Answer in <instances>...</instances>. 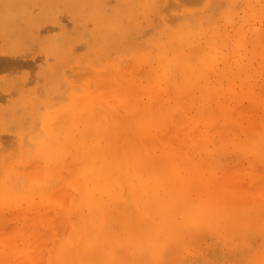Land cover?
Instances as JSON below:
<instances>
[{
	"label": "rangeland",
	"instance_id": "rangeland-1",
	"mask_svg": "<svg viewBox=\"0 0 264 264\" xmlns=\"http://www.w3.org/2000/svg\"><path fill=\"white\" fill-rule=\"evenodd\" d=\"M141 1L143 2L144 5L146 3L148 5L146 7H143L142 6L143 4ZM148 1H150V0H146V1H144V0H135V1H133V0H126V1L125 0H104V1L101 0L100 3L101 4L105 3L106 5L103 4L104 6H102L100 4L99 6L101 7V10H100L101 13H97L93 8V6H95V5L92 4V3H94V0H49V1L48 0H0V121H1V123H0V145H1L0 146V178H1V180H3L5 178V176H8L9 174L14 173L15 177H12L13 178L12 184H16V185L18 184L17 188H15L16 191L14 190V194H15L14 196L18 195L19 193H21V195H22V198L19 200V202L16 205L8 204V205H3L2 207H0V232L2 231L1 235H5V233H6V234H8L6 236H9L8 238L3 237V239H0V241H1L0 242V245H1L0 246V259H1L0 264H11V262H9V261H17L19 259H21V261H22V258H25V256L26 257L28 256L27 257L28 259L27 258L24 259V260L29 261V262L26 261L27 264H36L37 262H39V264H52V263L53 264H55V263L56 264H87L88 263L89 264V262H90V264H96L95 259L93 260L91 258V254H92L91 247L90 246L86 247V245L81 243L82 239H85L86 236H87L86 238H88V237L90 238V236H91V238L93 237V239L96 237V239L99 241H100V238L102 239L100 241L102 246L100 245V242H98V244L96 242L95 246L98 245L97 251L99 252V258L102 256L101 260H103V259L110 260V263H108V264H119V263L124 264V260H126V259L129 260L131 258H132L130 260L131 262L127 261V263L126 262L125 263L126 264H134V262H135V264H152V263L155 264V261L152 262L153 261L152 257L155 256V251L152 247L151 248H145L142 252L143 254L141 253V250L138 251L139 252L138 254L134 253V251L136 249L135 246H137L139 244L137 248L141 249L142 246H145L146 241H149L150 245H152V244L157 245V249H159V250H157V252H158L157 260L159 261V264H264L263 263L264 262V250H263L264 249V241H263L264 240V234H263L264 233V221H263L264 220V197H263L264 196V190H263L264 189V187H263L264 186L263 185L264 184V165H263L264 164V136H262L264 134V129H262V128H264V126H263L264 125V120H263L264 119L263 118L264 117V73H262L264 70H261L259 68L260 65L262 63H264V61H263V59L260 60V58H259V60H258V58H257L255 60H253L254 64L252 65V62H250L251 59H250V57H248V56H250L248 50L252 49V43L255 42V40H258L260 42V43H258V45L264 44V13H262V11L260 9H258V7H255V9L257 11L254 10L255 11L254 14H251V13L249 14V12L247 13L246 8L240 9L241 6L239 7V4L243 0H237L239 3V4H237V6L239 7V9L241 11L236 9V7H237V6H235L236 4L234 5L235 8L233 7L234 10L235 9L237 10L236 12L234 11L235 13H233L234 15L237 13L235 15V17L233 15V17H234L233 21L235 23V21L237 20V24L235 23V25L239 26V24H241L242 28H243L242 31H244L243 36H239L238 40H237L238 35L236 34L235 40L240 42L239 44H243V43L244 44L240 45V49H239L238 53L230 55L229 63H228L231 66L230 70L228 69V71L226 73H223V74L220 73V76H223V81H224L223 84L225 85V88L230 86V88H232V90H234V92H236V94H238L237 96H233V98L235 97L234 101H233V103L235 102L234 105L231 102L232 96H229V95L222 94V96L220 98H217L214 96L211 98V100L208 103L205 101H201V96H200V94L197 93L198 91L193 90L191 87H186V88H188V90H190V93H188V90L186 89L187 90L186 91L185 87L183 86L184 88H182V89H184L185 95H181L180 92L175 93L176 95H172L170 90H165L164 88H160L159 84H157V85L153 84V86H152L153 88L149 89V93H154L156 91L154 89H159L158 93L162 92L160 94H161V96H164L163 98L160 96V94L156 93L157 91L155 92V94H156L155 98H157V100H155L153 97V96H155V94H150L152 96L149 95V97H148L146 91H144L140 88V84L142 83V85H143V83H144L143 82L144 81V78H143L144 77V72H143L144 70L143 69L148 71V69H149L148 67L155 66V68H156V66H157V64L156 65H153V63L149 64V62H151L149 60L153 59V56H155V55H153V56L151 55L152 54L151 51H153V54H154V52L156 51V48H158L159 44L164 42V40L166 39V38L164 39L162 37H166L167 35H169L172 32V31L171 32L170 31L165 32V29L166 28L168 30L172 29L173 32L179 33L180 32L179 27L181 25L187 24L188 22H191L192 20H194V18L196 19L199 16H201L202 13H206V12L208 14H211L210 12L219 13V15H218L219 19L222 18L220 20L223 21V19H225V15L223 14V12L226 10L227 4H225V5L222 4V3H224V0H218V1L217 0H158V2H156V0H154L155 1L154 3H153V0L149 3H148ZM259 1L264 3V0H259ZM119 2H123V3H119ZM201 2H202V4H201ZM152 3L154 5L156 3L157 4L155 6H153ZM160 3H162V5ZM193 4H196V6L194 7L195 9L193 8ZM221 4L224 6L220 7ZM181 5H183L184 7H182ZM201 5H202V7H197V6H201ZM186 7H188V8H186ZM243 7H245V6H243ZM155 8H156V10H155ZM185 8L187 10H185ZM205 8L207 10H204ZM98 9H99V7H98ZM219 9H221V11ZM152 10H154L156 12V14H155V12L153 13ZM193 11L194 12L199 11L200 13L198 12L199 13V15H198V14H196V12L194 13ZM202 11H204V12H202ZM128 12H129V16L134 14L133 16H131L132 18H134V20L132 19V21H137L136 23H138L137 26L139 28L136 27V25L135 26L132 25L133 26L132 27L131 23L129 21H126V18L128 19V17H129L128 14H126ZM130 13H131V15H130ZM178 13H179V15L177 18L176 14H178ZM95 14H97V15H95ZM98 14H100L99 17H98ZM187 14H189L188 17H186ZM194 14H195V16H193ZM120 16H122V17H120ZM179 16H181V17H179ZM182 16L183 17L185 16V18H183V20L181 19ZM96 17H98L100 19H98ZM95 19H96V21H95ZM165 19H167V20H165ZM156 20H157V22H156ZM127 22H129L128 25H126ZM175 22H177V24H179L177 26L178 28L175 26L176 25ZM119 23L121 26H119ZM221 23L222 24L226 23V21H223ZM129 24H130L131 28H133V30L136 28L138 30L136 29V31L135 30L132 31ZM139 24H141V25H139ZM125 25L127 26L126 27L127 29L128 28L131 29L130 31L128 30L129 33L126 30ZM117 26L122 27V28L124 27V29L126 30L125 31L123 29L124 30L123 33L126 32V36H128L127 37L128 39L126 38L127 39L126 41L123 38H121V36H119L122 34L121 33L122 28L120 30V29H118ZM148 26H150V27H148ZM154 26L156 27V29ZM172 26H173V28H172ZM110 27H112V28H110ZM222 27L225 28L224 24ZM109 28L113 29V30L111 31ZM114 28H116V30ZM139 29H140V31H139ZM107 30L109 31L110 34H112V36L109 33L107 34V32H106ZM227 30L229 32H231L232 27L228 26ZM152 32L154 34H152ZM167 32H169V33H167ZM173 32L171 34H173ZM136 33H138V34H136ZM149 33H151V34L149 35ZM128 34L131 37H129ZM104 35H106V39H107V36L108 37L110 36L108 39L109 42L111 43L110 44L111 45L110 51H109L110 48L106 43L108 40L105 39L106 42H104L105 40H102V39H104L103 37H105ZM148 35H149V37H148ZM152 35H154V36H152ZM133 36H135V37L133 38ZM136 37H137V39H136ZM167 37H169V36H167ZM254 37H255V39H254ZM112 38H114V39L116 38V39L114 40ZM118 38H121L122 40L121 39L118 40ZM129 38H131V39H129ZM156 38L158 40H156ZM242 38H243L244 42L240 41V40H242ZM152 39L154 41H152ZM127 41H129V43L131 42L129 45H132V49H130L128 44H125V43H127ZM114 43H116V44H114ZM136 43H137V45H136ZM140 44H142V45H140ZM143 44H145V45H143ZM258 45H257V47H258ZM101 46L103 47L104 50L109 48V49H107L108 51L105 50L103 53L102 52L103 50H102V51H100V52H102V54L100 52H99L100 53L99 54L98 51H96V49L97 50L101 49L102 48ZM133 46L137 49L139 48L138 51L140 53L139 54L140 57H142L145 54L144 56H146L148 58L147 61H149L148 62L149 65H147L145 62L146 65L144 66V63L141 64L139 62L138 64L143 65V66H141L142 68L139 66L137 67L135 65L136 71L132 70L133 68L130 71V72L134 71L135 72V73L133 72L134 75L136 74V76L139 77L140 74L138 75L137 70L139 68H141V71H142L141 76L143 75L142 78L140 79L141 80L140 84H139V82H137L139 79L137 81L134 80V81H136L134 84L138 83V84H136V86L135 85L134 86L137 87V85H138L139 87H137V88L138 89L140 88V90H137V89L135 90V88L133 89V91L135 90V93H133V95L135 94V102H132V103L139 106V104H141L140 103V101H141V102L145 103L144 107H143V103L140 106L141 108L143 107L142 110H145L146 108L147 109L150 108V110L152 111V115H154V117L156 119L157 124L150 129V130H152V129L153 130L149 134V137L150 138L156 137V139H158L160 143L156 146L154 151L148 152L149 153V155H148V153H147L148 149L144 148L143 144H141V142H142L141 137H143V134H137V135L135 134L131 138H128L127 135L124 137L125 133H122V136H123L122 137L120 134L116 133L117 129H115V128H113L114 131H113V133H111V136H112V134H114V137L112 136L113 138H112L111 142L113 144L118 145L122 149L124 148V153H128V152L132 151L135 147L140 148V149H138V151L140 152L141 157L144 154L143 155L144 159L148 161V164L150 162L149 166L146 168L147 172L150 170V172H148L149 174H151L153 172L154 167L158 164V161L155 162V160H156L155 155L156 156H165L167 154L168 150L165 148L166 146L164 147L162 145L163 139L167 141V144H169L170 146L172 145L171 147L175 146V148L174 149L172 148V151L170 152L171 158L173 157L171 161L176 162V165L180 168V170L185 171L186 169H190L191 165H194L195 161L197 164H199V162H201V164L198 165V166L202 167L201 171L199 172V175H202V176H200L199 179L204 181V182L207 181L204 186H207L208 188H210V187L215 188L216 190L214 189L213 191L215 192L216 196H218V192L220 193L221 197L220 196L214 197L215 203L218 204L221 202L222 207L223 206L228 207L229 212H231V214H229V212H228V215L231 217L230 218L231 222L228 220H225V219L221 220V225L224 226L225 224H227L229 226L230 232H232V233H230L231 235L228 236L229 238H224V239H221L219 241L217 239V237L214 236L215 235L213 233L214 231L208 232L206 230V231H203L202 233L201 232L198 233L197 230L186 227V221H185L184 213H183L184 208H185L184 207L185 201L183 199L179 198V199H176V201L174 203L175 211H173L171 214L167 215L166 212L158 209L159 215H158V217L156 216L153 219L154 223L160 224L162 222V218H164V219H165V217L170 218V223L172 224V227H170L168 230L170 231L171 229L176 227L177 231H175V239H176V242L178 244H176L174 247L170 248L167 251L166 250V243H165L164 238L161 235V234H163V233H161V231L156 230L151 235V234H149V232H143V231H137L136 230L137 218H135L136 219L135 220L134 216L136 217L137 208H136V205L134 203L135 199L133 198V196H131L133 198L132 200L129 199L128 198L129 195L127 194L128 191L127 190L125 191V189L129 190V188L127 186L128 184L124 188L123 193H121V191L119 190L118 205L122 206V211H124V214H125L124 219H121V222H119V223H113V222L106 221L104 218H103L104 220L102 221V219L100 218L99 221H100V224L102 226L99 227L100 229L97 231L96 229H98V227H96V226H98L99 222L96 221V222H98V224L97 223H95V225L93 224L94 227H93L92 223H90V221H92L91 220L92 219V210L89 209V207H87V205H84L82 208H76L73 206V198L75 197L74 195L77 193V190H78L75 188V186L78 187V186H82L84 184L82 177L78 175L79 169H77V168L81 167V165H80L82 162L81 156L79 159L77 158L78 159L77 160L75 158L76 155L71 156L70 154H68L64 157H61L63 159L57 158L60 161L57 160L56 163L54 162L55 165L54 164L50 165V166H53V169H54V170L52 169L53 171L57 172V174L58 173L61 174V176H59V174L57 176L64 178V179H67V177L69 179L71 177L70 180H72V181L70 182V180H69L68 185H66V187L63 186V188H60V186H61L60 180L57 181V179H58L57 177L55 179L56 173L54 174L51 172L53 175H50V173L48 174L47 171H48L49 165L46 163V161H44V160L41 161V160L36 159V157H34V154L38 150H40V148L42 147L41 143H43V142L46 143V141H50L48 138V137H50L48 135L50 130L48 129L47 130L48 132H47L44 129L47 126V124L48 123H49V125L53 124L54 126L52 129L55 130L57 128L56 130L59 131V129H58L59 125L62 123L61 120H63L64 123L66 121V120L64 121L63 118L61 119L60 116L64 117V115L69 112L70 109L67 111L65 108L66 104H68V103L73 104L70 101L71 97L69 98V96H68V94L73 96L72 94H70V91L72 92V90H73L72 93L75 92L74 91L75 87L72 86L73 81H71L72 79H70L71 78L70 76H72V78H73V76L75 77L77 75V78H76L77 80L75 78H73V79H75L74 83H77V84H75V86H76L75 89H77V90L80 89L82 91V92L80 90H79L80 92L77 91V95L74 94L75 96H78V93L81 96L86 95V92H88V91L84 90V88L86 89L87 86L90 87L89 92L91 91V93H87V94L91 95L93 93L91 95L92 98H93L94 94H95V97H97L99 95L104 96L106 93L108 94L112 91H114V92L120 91V90L122 91V89L124 88L123 85H125V86L127 85L126 81L129 82L132 75L130 78H127V79H126V77L130 76L129 74L122 76V79H121V77L119 78L117 76L119 78V80L118 79H115V80L117 83L118 82L119 83L118 84L115 83L116 85H114V83H112V80L110 81L108 79L109 82L102 83V84H104V86H103L104 89L101 88L102 86L99 83L103 82L102 79H105L104 82L107 81V79L105 77L106 74L105 75H103V74H104V72L107 71L108 68L113 69V71H112L113 73L115 70V72L118 73V75H119V70L122 69V67L121 68L119 66L116 67V62H117L116 60H118V64L120 63L119 61L122 60L119 65L123 66V70L128 67V66H126L127 64L125 62H127L128 65H129V63L132 64L133 60L130 58L131 57L133 58V55L131 53V51L134 50ZM142 46H145V48L144 47L141 48ZM262 46H264V45H262ZM94 47H96V48H94ZM148 47L150 49H148ZM244 47H245V49H243ZM263 48L258 47V50H256V51L257 52H259L260 50L264 51ZM123 49H125V50H123ZM145 49L147 51H145ZM127 50H129V51L127 52ZM95 51H96V53H95ZM122 51L125 53L126 52L131 53L130 54L131 56H128L127 58L124 57V56L129 55V54H125ZM262 51H260V53H262V54L258 53L259 57H262L264 55V52H262ZM106 52H108L110 55H108V53L105 54ZM257 52H256V54H257ZM64 53H65L64 57H66V54L70 56V57H67L68 59L70 58V60H68L66 58L68 61H70L68 63L69 65L66 64L67 63L66 59H64V60H66V61H64L63 58H61V56L63 57ZM74 53H75V55H73ZM121 53L125 54L124 56H121L122 58L120 57ZM149 53L151 55L150 59H149V57H150ZM226 54H228V53H226ZM59 55H61V56H59ZM247 57H248V59H247ZM71 58L72 59L75 58V60L77 58L78 60L74 61ZM124 58H125V60H123ZM113 59L115 62L113 61ZM128 59H130L131 61ZM86 60H93V61L92 62L89 61V63H88V61H86ZM248 60L250 62L249 64H248ZM60 61L62 62V65H64L63 67H62ZM71 61H74V63L72 64ZM78 61L80 63H82V61H83V63H85L86 65H89V67L91 64V69L89 68L90 70H88L87 69L88 66L85 65L86 68L83 67V71L80 70V71H82V73H80V71L78 69H80L79 67H81V69H82V66L84 64H82V66H81ZM153 61L155 63H157L156 58H154ZM221 61H223V59L219 60V62L216 64V68L214 67L215 69H218L217 70L218 74H215L214 72H212L211 75H209L210 76V83L214 81L215 76L219 75V72H221V70L224 68L225 64ZM76 62H78V65H79L77 67V70L75 67L77 65ZM58 64L60 66H58ZM94 64H95L94 67L99 66V69H97L98 67L95 69L92 68V66ZM133 64H135V63H133ZM114 65H115V67H114ZM71 66L73 68L75 67V69L72 70ZM125 66H126V68H124ZM131 66H129V67H131ZM135 66H133V67L135 68ZM233 66H234L235 70L239 69V68L244 69L245 74H246V80L244 83L241 81L240 78L234 77L233 71H232L233 69L231 70V68ZM58 67H60V68H58ZM105 67H108V68H105ZM143 67H145V68H143ZM146 68H148V69H146ZM60 69L62 71H59ZM85 69H86L87 73H85L86 72ZM96 69H97V71L100 70V71H98V73H100L102 71V73H103V74L101 73L102 78H100L102 81L100 79L97 80L96 79L97 76L95 78L96 81L94 80V77H95L94 74L97 73ZM111 69H110V71H111ZM70 70L72 71V73ZM74 70H76V71H74ZM92 70H95L96 72H93ZM123 70H122V72H123ZM127 70L124 72V74H126V72H129V68ZM149 70H154V69L151 68ZM64 71H66V73L69 71L72 74V75L70 74L69 76L67 75V78L70 77L69 79H67V81L64 80V78H66V77L63 78V75L65 73ZM249 71L251 73L248 75ZM88 72H90L91 74ZM56 73L59 74V76ZM66 73H65V75H66ZM111 73H109L111 75V77H110V75H107L108 76L107 78L110 77L112 79V77L116 74V73H114V75H113V73L112 74ZM139 73H141V72H139ZM146 73L147 72H145V74ZM88 74H89V78H88ZM213 75H214V77H213ZM60 76H62V78ZM152 76H153V74H152ZM154 76H155V74H154ZM56 77L57 78L60 77V78L57 79ZM91 77H93V78H91ZM87 78H88V80H87ZM53 79H55L56 83L54 82ZM56 79L59 80L60 82L57 81ZM69 81H70V83H69ZM77 81H79V82H77ZM90 81H91V84H88V83H90ZM98 81H100V82L97 83ZM249 81H250V84H249ZM57 82H58V84H57ZM64 82H65L66 86H65ZM85 82L87 85L85 84ZM110 82L112 84H110ZM94 83H97V84L94 85ZM131 83H132V81H131ZM83 85H85L84 88H83ZM93 86H95L96 88ZM107 86L108 87L112 86V88L109 89ZM118 86H120L119 87L120 89L118 88ZM121 86H123V87H121ZM69 87L71 90H69ZM233 87H234V89H233ZM132 88L133 87H131V89ZM105 89H107V90H105ZM125 89H126V94L130 95V89L128 91L127 90L128 87H125L123 89L124 93H125ZM52 90H53V92H51ZM100 90H105V92L104 91L102 92ZM152 90H154V92ZM38 91L39 92L41 91L40 92L41 94ZM84 91H86V92H84ZM97 91H99L101 93H99V95H98ZM121 91H120V93H121ZM240 91H243V92H241V94H239ZM169 93H171V94H169ZM62 94L64 96H62ZM116 94H119V93H116ZM126 94H123V96ZM90 95H89V97H90ZM120 95L121 94H119L118 97ZM157 95H159V97ZM107 96H109V95H107ZM145 96H147L148 98L147 97L145 98ZM173 96H175L174 99L178 101L177 103H175ZM73 97L71 98V100H73ZM125 97H127V96H125ZM38 98H39V100H38ZM77 98H76V100H77ZM79 98H80V96H79ZM86 98H87V96L84 99L85 101H86ZM92 98L91 99L87 98V99L89 101H91ZM161 99L163 101H161ZM171 99H173V100L170 101ZM185 99H186V101L183 102ZM41 100L44 101V105H43V102ZM79 100H77L78 101L77 103H79ZM115 100H113L112 102H111V100H109V101L111 103L114 102V104L117 103L116 108L118 109L120 106H119V103L117 101L115 102ZM119 100H121V99H119ZM198 100H200L201 102H199ZM239 100H240V103H238ZM38 101H41V102H38ZM46 101H48V103L49 102L50 103L49 104L45 103ZM89 101H87V102H89ZM229 101H230V105H227L229 103ZM32 102H33V104H34V102L38 103L39 106L37 104L36 105L37 107H36L34 104V106L36 107V108L34 107L35 112H33V110L32 111L30 110V112H27V110H29V108H27V107H30V103H32ZM51 102L54 103L55 105H57L58 108H60V105L63 104L61 106H64L65 111H67V112L62 113L64 111L63 107H62L63 111L61 109H58V111L59 110L60 111L55 116L57 109H54V110H56L55 113L54 112L52 113V111H50V110H53V107H54L51 104ZM159 103H160V105H159ZM46 104H48V105H46ZM186 104H187V107L185 106ZM235 104L237 105V107ZM50 105H52V106H50ZM231 105H233V107H231ZM44 106L48 107L47 109H49L48 111H50L49 112L50 116H46L47 115L46 114L47 109L44 110L45 109ZM188 106H190L189 109H188ZM217 106H218V108H216ZM224 107L227 109L225 110ZM228 107H230V109ZM258 107H259V109H258ZM10 108L14 109L15 112L13 110H11ZM163 108H166V109H163ZM8 109H10V110H8ZM37 109H38L37 112H39V116L41 115V113L43 114V116H46L44 120H43L44 117H42V116L39 117L37 115V113H36ZM153 109H154V111H153ZM162 109L165 111L164 113H162ZM253 110H254V112H258V113L252 112ZM118 111L121 114L122 113L124 114L122 108L121 109L119 108ZM216 111H218V113L219 112L220 113L216 117H214L215 119L213 120V115L217 114ZM31 112H33V117L31 114H28ZM60 112L63 115H60ZM158 112H159V114H158ZM174 112H175V114L178 113V116L176 115L177 118L174 116L175 119L173 118L174 122L172 125V118H170L172 116L170 115V113L172 115H175ZM223 112H225V113L223 114ZM227 112H228V114H227ZM13 113H14V117L16 116L15 119H13L14 118ZM34 113L37 115L35 117L36 119H33L35 116ZM185 113L186 114L188 113V114L186 115ZM240 113H241V115H239V118H237L238 114H240ZM162 114H164L163 115L164 117L168 114V118H166L168 120H166V121L168 123L167 125H169V126H166V129L162 128L160 135H158L159 130L157 131L156 129H159L160 127L165 126V123H164L165 121L163 122V120H162V119H164V117H162V118L160 117V116H162ZM184 114H185V117H184ZM253 114H255V115H253ZM29 115H31V118H32L31 120L30 119L27 120V118H29ZM157 115L159 117H157ZM226 115H228L229 117H225ZM4 116L6 119L4 118ZM57 116H59V117L57 118V121L55 122ZM206 116H207V119H204ZM37 117L40 118V121H38ZM54 117H55V119H53ZM183 118H184V121H183ZM242 118H243V121H242ZM11 119L13 120V122ZM58 119L61 121L60 123H58V121H59ZM211 119L213 120L211 122L212 125H210L211 123L209 124V121ZM32 120H34V121L31 123ZM41 120H43L42 121L43 126L41 125ZM53 120L55 123H52ZM206 120H207V122H206ZM246 120H248V121L250 120V121L248 122ZM36 121L40 122L41 126L35 125V123H37ZM45 121H47V123H45ZM245 121L248 123H246ZM180 122H182V123H180ZM242 122H243L244 126L242 125ZM257 122L260 124H256ZM10 123H11V126H10ZM22 123L24 126L22 125ZM26 123H27V125H26ZM162 123H164V124H162ZM207 123L209 124V126L207 125ZM3 124L6 127L3 126ZM30 124H31V126H30ZM32 124H34V126ZM44 124H46V126ZM222 124H223V127H220V126H222ZM225 124H226V126H225ZM246 124H247V126H246ZM236 125H237V127H236ZM260 125H262V126H260ZM156 126L157 127L160 126V127L157 128ZM16 127H18V128H16ZM19 127H21V128H19ZM29 127H30V129H29ZM35 127L38 128L37 131H36ZM40 127H42L41 128L42 131L39 130ZM244 127H247V128H244ZM32 128H33V130H32ZM220 128H221V130H220ZM258 128H260V129H258ZM23 129H25V130H23ZM239 129H240L241 133L240 132L238 133ZM176 130H179V131L175 132ZM253 130H254V133H253ZM23 131H25V132H23ZM212 131H215L216 134L214 132L212 133ZM184 132L186 134H184ZM66 133L67 132L65 131L61 135V137H64L66 135ZM197 133H199V134H197ZM260 133H262V134H260ZM37 134L40 135V136L38 135V137H37V139L39 138L38 139L39 142L37 141V144H39L38 147L32 146V144L29 145V143H27V141L29 140L31 143H33L34 142L33 140L36 139L35 137L37 136ZM180 134L183 136L182 138H181ZM183 134L185 135V137ZM255 134L256 135L258 134V136H260L261 138L259 137L257 139L258 136H256ZM23 135L25 136V138ZM26 135H28V139L26 141V143L28 144V148L27 149L25 148V150L28 151L29 155L31 154V156H29V158H31V160L29 159V162H27V164H29V165H27V166L25 165V162H22V159H23L22 155L24 153L22 154V152H21V147L23 146V140L22 139H26L27 138ZM46 135H48V137ZM194 135H195V137L196 136L198 137L197 138L198 140L196 138H194ZM92 136H95L96 138L98 137L94 134ZM111 136H110V138H111ZM166 136H168L169 138ZM44 137H47V139L45 140ZM120 137H122V138H120ZM172 137H174V138H172ZM199 137H201V139ZM241 137H243V139ZM33 138H35V139H33ZM41 138H43V139H41ZM100 138H101V136H100ZM102 138L104 139V137H102ZM137 138H140V139H137ZM170 138H171V140H168ZM98 139L99 138H97L95 140V138L93 137V140H94L93 143L94 144L92 145V147L99 150L101 147L105 146V141L103 139H101V142H100V139L99 140ZM120 139H123V140L120 141ZM133 139H136L137 142L132 143ZM179 139H182V140L180 141ZM193 139H195V140H193ZM255 139H257V141ZM41 140H43V141L41 142ZM148 140H149V138L144 140L143 142L148 143ZM188 140H189V142H188ZM239 140L242 141V143ZM244 140L246 143H244ZM133 141H135V140H133ZM169 141H171V142H169ZM175 141H176V143H175ZM35 142H36V140H35ZM189 143H190V145H189ZM98 144H99V146H98ZM177 144H178V146H177ZM123 145H124V147H123ZM129 145H131V146L129 147ZM234 145H235V147H234ZM97 146H98V148H97ZM32 147H35V148H33L34 150L32 149ZM187 147H188V149L190 148L189 149L190 152L188 151ZM191 147H193V148L191 149ZM220 147H224V150L221 154L219 153L221 150ZM184 149H185V151H188V152H185ZM142 151H143V154L141 153ZM156 151L158 153H155ZM2 152H3V154H2ZM163 152H165V153L163 154ZM150 153L151 154L153 153V155H154L153 157H155L154 162L152 160L153 157L151 156ZM184 154L186 156H184ZM191 155H193V156H191ZM197 156H199V157H197ZM257 156H259V157L257 158ZM181 157L183 158V161H181L182 160ZM196 157H197V159H196ZM73 158L77 160V163L74 164L73 161H70V160H74ZM178 158L181 160H179ZM214 158H218V160H217L218 165L211 166L209 163ZM76 160L74 162H76ZM44 164H46V165H44ZM72 164H74L73 167H72ZM225 164H228V166L225 167ZM61 165L63 166V168L60 167ZM260 166H261V168H259ZM22 167H24V168H22ZM27 167L28 168L34 167V168H32V170H34V173L36 172L35 174H36V178H37L36 180L37 181L35 180L31 184H27V182H26L27 177H25V176H26V173L28 171H25V169H27ZM57 167H59V168L57 169ZM69 168H70V170H68ZM238 168H239V170L241 169L240 172H239ZM56 169H57V171H56ZM115 169L116 168H114V170ZM36 170H38V171H36ZM58 170H60V171H58ZM165 170L166 171L170 170L169 174L171 176L169 174H167V172H166L165 176H164V182L168 184L167 186L170 189V191L175 192V195H176V192L178 191L179 186L177 185V187H176V185H175V188H176V190H175L174 184H172L173 183L172 177H174L175 171H174V169H172V167L167 168V166H165ZM66 171H68V173ZM117 171L118 170L116 169V172ZM171 172H172V174H171ZM232 172H234V174ZM116 174H117V176H116ZM116 174H114V172L112 171L110 173V176H112L114 178H117V177L120 178L121 173L117 172ZM72 175L75 176L76 178L73 179ZM229 175H231V176H229ZM233 175H235L236 178L239 177V180H241V182L239 180L236 181V178H235V176L233 178ZM261 175H262V177H261ZM41 176L42 177L45 176L44 178H42V180L45 181V179H46L45 185L47 183V186L44 189L45 191L39 187V189L41 191H44L43 193H41L39 191V189L36 187L38 185L41 186V184H43V182L41 180L39 181V178ZM219 177L222 179H220ZM259 177H261V178H259ZM19 178H21V179L19 180ZM81 179H82V181H81ZM48 180L50 183L48 182ZM53 180L54 181L56 180V182H54ZM216 181H219L222 184L221 183L217 184ZM249 181H251V182L249 183ZM75 182H76V184L78 182V184L76 185ZM236 182H237V186H236ZM243 182L244 183L247 182L246 185H249V184L250 185L247 187L244 186V188H243L242 187V185H244ZM218 185H221L220 186L221 189L219 188ZM259 185H261L259 188L260 192L257 191L259 193V195H258V193L256 195L255 194L256 190H257L256 188H258ZM217 186L220 189L219 191H217V189H218ZM2 187H3V185L0 187V189ZM32 187L36 189V190L35 189H33V190H34V192L37 193V195L34 194L33 191L31 190ZM237 187H239V188L236 189ZM245 189L251 193L248 195L249 192H246ZM254 189H256V190H254ZM235 190H236V192H235ZM19 191H22L24 194L22 192H19ZM152 191L155 192L154 195L160 194L158 199L162 198L163 192H162L161 188H157L155 190L150 189L148 192L145 193V195L143 197H140L137 199L139 201V203H141L143 205L142 199H144L145 196L147 197L148 195H150L152 193ZM216 191H217V194H216ZM252 191H254V192H252ZM261 191H263V192L261 193ZM62 192H65V193H62ZM69 192H71V193H69ZM129 192H130V194H132L131 188H130ZM224 192H227L229 196L227 197V195H224ZM238 193H240V194H238ZM44 194H47V195H44ZM234 194H236V195H234ZM69 196H71V197H69ZM59 197H61V198L59 199ZM226 197H227V200L225 199ZM62 198H64V199H62ZM128 199H129V201H133V204H132L133 207L131 205L132 208H130L131 202L129 203ZM180 203L183 204V206L179 207L178 204H180ZM249 203H251V205ZM0 204H1V202H0ZM3 204H5V203H3ZM248 204H249V207H248ZM257 204H259V205H257ZM134 205H135V208H134ZM236 206H237V208H236ZM239 206H241V207H239ZM119 208H120V206H119ZM3 209H5V210H3ZM230 209H231V211H230ZM120 210H121V208H120ZM236 210H238V212H237L238 215L240 214L241 211H243L242 212L243 215H244V212H246V213L249 212V214H250L253 211V213L250 215L247 213L248 214L247 218L245 216L244 217L245 220L240 219L239 220L240 222H239L237 220H232V218L234 217L233 212H235ZM133 212L135 213L134 216H132ZM13 213H14V215H13ZM16 214H18L19 216ZM15 215L18 216V218ZM79 216H81V218ZM87 216H88V218H87ZM241 216H242V214H241ZM249 216L250 217L252 216V217L249 218ZM44 217H45V221L43 220ZM61 218H62V220H61ZM69 218L72 220L78 219V221H79L78 223H80V222L83 223V227H82L83 231L85 230L86 226H88V225L90 226V227L88 226L89 228H91V226L93 228H91V229L86 228V230H90V231H88L87 234L84 231L83 237H79V239H78V236H77V239H75L76 235L74 234L72 226L69 223ZM241 218H243V216ZM47 220H48V222L46 223ZM43 221H44V224H43ZM54 221L56 222V224L54 223ZM261 222H262V224H261ZM255 223H256V225H255ZM259 224H261V225H259ZM118 225L120 226V229H121L122 225L123 226L128 225V227H127L128 231L126 230L127 228L124 229L125 228V226H124V228L122 227L124 230H121L122 231L121 232L119 227L116 229V227ZM164 225L165 224H163V226ZM176 225H179V226H176ZM67 226L68 227L71 226V227H69V230L71 229L70 231L67 230V228H68ZM167 226H168V224H167ZM250 226H251V231H253L254 233L250 234L248 236V238L245 239V236L248 234ZM129 227L134 228V230L129 228ZM101 228H102V230H101ZM107 229H109V231H107ZM95 230L97 231V233L95 232ZM55 231L57 232V234ZM106 231L112 232L111 240H114L113 241L114 242V249L113 250H110L108 248L111 243H109L105 240ZM126 231L127 232L132 231V232L126 234ZM101 232H103V233H101ZM120 233H121V235H120ZM72 234L74 237H72ZM90 234H92V235H90ZM1 235H0V237H2ZM178 236H179V238H178ZM130 237L131 238L133 237V239L130 240L129 239ZM185 237H186V239H185ZM257 237H259V238H257ZM73 238H74V240H73ZM151 238H152V240H151ZM153 239H155V240H153ZM3 240L6 243H7L6 240H8L10 242V244H8L9 242L7 244L10 247L8 245H6ZM159 241H160V243H159ZM1 243H4L6 246L4 244H1ZM251 243H253V244L251 245ZM71 244H73V247ZM70 245L72 248L70 247ZM83 245H84V247H83ZM7 246H8V248H7ZM30 247H33L36 249L34 250ZM81 247L83 248V250H84V248H86L84 250V253H82V254H84V256L87 258V262H86V259H84V257H82L83 255L80 254L82 252ZM88 248H89V250H88ZM30 249L32 251H30ZM124 249H125V251H124ZM138 249H136V250H138ZM260 249H261V251H260ZM9 250H11L12 252H15L16 256L15 255L10 256L11 259L8 261L7 257L5 259H3V258L9 252ZM11 251L7 255L13 254ZM250 251H252V252H250ZM33 252L34 253L35 252L40 253L39 254L40 257H37V262H35L36 259H34V261L32 260L33 259L32 256H34V255H31V254ZM130 252H131V254L134 253L133 257L129 256ZM127 254H128V256H127ZM135 254L140 255L138 257L140 259L141 258L142 259L141 260L135 259L137 257V255H135ZM250 254H252V255L250 256ZM248 255L250 257H248ZM36 256H37V254H35V257ZM41 256H43V257H41ZM250 258H253V259L250 260ZM40 259H41V261H39ZM84 260H85V262H84ZM24 262H21V263L25 264ZM18 263H19V261H18ZM97 264H99V262Z\"/></svg>",
	"mask_w": 264,
	"mask_h": 264
},
{
	"label": "bare ground",
	"instance_id": "bare-ground-1",
	"mask_svg": "<svg viewBox=\"0 0 264 264\" xmlns=\"http://www.w3.org/2000/svg\"><path fill=\"white\" fill-rule=\"evenodd\" d=\"M49 1V0H48ZM104 1V0H103ZM126 1V0H125ZM133 1H135V0H133ZM144 1H146V0H144ZM152 0H150V1H148V3L149 2H151ZM218 1V0H217ZM47 2V1H46ZM101 0H94V3H92V4H94L95 6H93V8H94V10L97 12V13H101V7L99 6L101 3ZM142 2V1H141ZM155 1L153 0V3H154ZM156 2H158V0H156ZM174 2V1H173ZM204 2V1H203ZM244 2V3H243ZM103 3V2H102ZM119 3H123V2H119ZM131 3V2H130ZM152 3V4H153ZM104 5H106L105 3H103ZM103 4H101L102 6H104ZM142 4H143V2H142ZM157 4V3H156ZM155 4V5H156ZM161 5H162V3H160ZM167 4V3H166ZM201 4H202V2H201ZM220 4V3H219ZM222 4H227V7H226V10L223 12V14L225 15V19H223V21H226V23H223L224 24V26H225V28H223L222 26H223V24L221 23V22H223V21H221L220 19H222V18H220L219 19V13H212V12H210L211 14H208L207 12L206 13H202L201 14V16H199L198 18H194V20H192L191 22H186L187 24H183V25H181L179 28V30H180V32L178 33V32H173V30L171 29H165V32L166 31H172L173 32V34H169V35H167V36H169V37H167L166 35V37H162V38H166L165 40H164V42H162V43H160L159 44V46H158V48H156V51L154 52V54H153V51H151L152 52V56L153 55H155V56H153V59H150L151 58V55H150V53H149V61H151V62H149V61H147L148 60V58L146 57V56H142V57H140L139 56V51H138V49L137 48H135L134 46V50H132L131 51V53H132V55H133V58L131 57L130 59H132L133 61H132V64L133 63H135V64H131V63H129V65H128V63L127 62H125L127 65L126 66H128L127 68H126V66L124 67V68H126V69H124L123 70V66H121V65H119L120 63H121V61H119L120 63L118 64V60H116L117 62H116V67H122V69H120L119 70V75H118V73H116L115 72V70H114V73H116L115 75H114V73L112 72L113 71V69H111V68H108V67H105V68H108L107 69V73L106 72H104V74L102 73V71L100 72V73H98V71H100V70H98L97 71V69H99V66H96V67H94L95 66V64L92 66V68H97L96 69V71H97V75L96 74H94L95 75V77H94V80H95V78H96V76H97V80L98 79H100V78H102V74L103 75H105V77H106V79H107V81H105L104 82V80L105 79H102L103 80V82H100V81H98L97 83H99L101 86V88H103L104 89V84H102V83H106V82H109V80L111 81L112 80V83H114V85H116V84H118L117 82H116V80L115 79H118L119 80V78L121 77V79H122V76H125V75H130L129 77H126V79L127 78H130L131 77V75H132V77H131V79L129 80V82L128 81H126V86L125 85H123L124 86V88L125 87H128V91H129V89H130V95L129 94H126V89H125V93H124V91H123V89H122V91H121V93H120V91H112V92H110V93H106L104 96L102 95V96H100L99 95V93H101V92H99V91H97L98 93V95L99 96H97V97H95V94H94V96H93V98L91 97V95L93 94H87V93H91V91L89 92V90H90V87H86V89L84 88L85 87V85H83V88H84V90H86V91H88V92H86V91H84V92H86V95H84L85 97L87 96V98L89 99H91L92 98V100L91 101H89L87 98H86V101L84 100L85 99V97L84 96H81V95H79V93H78V96H75V95H77V91L78 92H80L79 90H77V89H75L76 88V86H75V84H77V83H74L75 81V79L77 78V75L74 77L73 76V78H75V79H73L72 78V76H70L69 78L70 79H72L71 81H73V83H72V86L73 87H75L74 88V93H72L73 92V90H72V92L70 91V94H72L73 96H71V95H69L67 92V94H68V96H69V98L71 97H73V100H71V98H70V101L73 103V104H66V106H65V108H66V110L68 111L69 109V112L68 113H66L65 115H64V117L63 116H60V115H63L62 113H65V112H67V111H65V108H64V106H61V105H63V104H61L60 105V108H58V106L57 105H55L54 103H52L51 102V104L54 106L53 107V110H50V111H52V113L54 112L55 113V111L56 110H54V109H57V111H56V113H55V116H56V114L60 111H58V109H61L62 110V107H63V112L61 113L60 112V117H61V119L63 118L64 119V121H65V123L63 122V120H61L60 118V120L62 121V123L59 125V131L58 130H54V129H52L53 128V124L51 125H49V123L47 124V126H46V124H44L46 127L44 128L46 131L49 129L50 131H49V133H48V135L50 136V137H48V135H46L48 138H49V140L50 141H46V143L45 142H43V143H41L42 144V147L40 148V150H38L35 154H34V157H36V159H38V160H44V161H46V163L49 165V168H48V174L50 173V175H53L52 173H56V176H55V179H56V177L58 178L57 179V181L58 180H60V182H61V186H60V188H63V186H65L66 187V185H68V183H69V180L71 179V177L68 179V177H67V179H64V178H61V177H59V176H61V174L60 173H58L59 174V176H57L58 174H57V172H55V171H53L54 169H53V166H50V165H52V164H54V162L56 163L57 162V160L58 161H60L59 159H57V158H60V159H63V158H61V157H64V156H66V155H68V154H70L71 156L73 155H76V159L78 158H80V156H81V160H82V162H81V167L80 168H77V169H79V171H78V175L79 176H81L82 177V179H83V181H84V184L82 185V186H78V187H76L75 186V188L76 189H78L77 190V193L74 195L75 197L73 198V206L74 207H76V208H82L84 205H87V207H89V209H91L92 210V221H90V223H92V225L94 224L95 225V223H97L98 224V222H99V224H98V226H96V227H98V229H96L97 231L100 229L99 227H101L102 225L100 224V218L102 219V221L105 219L106 221H108V222H113V223H119V222H121V219H124V217H125V214H124V211H122V206L121 205H118V200H119V190L121 191V193H123V191H124V188L126 187V185L128 186V188H129V190L128 189H125V191L127 190L128 191V195L130 196H128V198L129 199H135V205H136V208H137V213H136V217L134 216V212L132 213V216H134V219L135 218H137V225H136V230L137 231H143V232H149V234H153L156 230H159V231H161V233H163V234H161L162 235V237L164 238V240H165V243H166V250L168 251L170 248H172V247H174L176 244H178L177 242H176V239H175V231H177L176 230V227H174L173 229H171L170 231L168 230L170 227H172V224L170 223V218H166L165 217V219L164 218H162V222L159 224V223H154V218L157 216L158 217V215H159V210H162V211H164V212H166V214L167 215H169V214H171L173 211H175V208H174V203H175V201H176V199H183L184 201H185V205H184V211H183V213H184V218H185V221H186V227H189V228H191V229H195V230H197L198 231V233H202L203 231H214L213 233L215 234L214 236H216L217 237V239L220 241L221 239H224V238H229L228 236H230L231 234L230 233H232V232H230V229H229V226L227 225V224H225L224 226L223 225H221V220H228V221H230L231 222V220H230V216L228 215V212H229V209H228V207H226V206H223L222 207V203L220 202V203H218V204H216L215 203V192L213 191L215 188H212V187H210V188H208L207 186H204L205 184H206V182L207 181H202V180H200L199 179V177L200 176H202V175H199V172L201 171V169H202V167L201 166H198L199 164H201V162H199V164H197L196 163V161H195V163H194V165H191V168L190 169H186L185 171L183 170H180V168L176 165V162H172L171 160H172V158H171V156H170V152L172 151V148L174 149L175 148V146L174 147H171L169 144H167V141L166 140H164L163 139V143H162V145L168 150L167 151V154L165 155V156H156L155 155V157H156V160H155V162L156 161H158V164L154 167V169H153V172L151 173V174H149L148 172H150V170L147 172L146 171V168L149 166V164H150V162H149V164H148V161L147 160H145L144 159V157H143V151L141 152L143 155H142V157H141V155H140V152L138 151V149H140V148H138V147H135L132 151H130V152H128V153H124V148L122 149L121 147H119L118 145H116V144H113L111 141H112V138L114 137V134H112V136H111V133H113V131H114V129L113 128H115V129H117V134H120L121 136H122V133H125L124 134V137L127 135L128 136V138H131L133 135H137V134H143V137H141L142 138V142L144 141V140H146V139H148L149 138V140H148V143L147 142H141V144H143V147L144 148H146V149H148V151H147V153L148 152H152V151H154V149L156 148V146L160 143L159 142V140L158 139H156V137H154V138H150L149 137V134L151 133V131L153 130H150L153 126H155L156 124H157V122H156V119H155V117H154V115H152V111L150 110V108H146L145 110H142L143 109V107H144V105H145V103H143V102H141L140 101V103L141 104H139V106L138 105H135V104H133L132 102H135V94L133 95V93H135V90L137 89V90H140V88L142 89V90H144V91H146V93H147V95H148V97H149V95L150 94H155V92L157 93V94H160V93H162V92H160V93H158V91H159V89H154V90H156L155 92H154V90H152L154 93H149V89L150 88H153L152 86H153V84L154 85H157V84H159L160 85V88H164L165 90H170L171 91V93H172V95H176L175 93H179L180 92V94L181 95H185V92H184V89H182V88H184L185 87V90L187 89L188 90V88H186V87H191L193 90H196V91H198L197 93L198 94H200V96H201V101H205V102H208L209 103V101L211 100V98L212 97H217V98H220L221 96H222V94H225V95H229V96H232V103H233V101H234V98H233V96H237L238 94H236V92H234V90H232V88H230V86H228V87H226L225 88V85L223 84L224 83V81H223V76H220V73L221 74H223V73H226L227 71H228V69L230 70V65L228 64L229 63V58H230V55L231 54H236V53H238V51H239V49H240V45H243V44H239L240 42H238L237 40H238V38H239V36H243V32L244 31H242V25L241 24H239V26L238 25H235V23L237 24V20L235 21V23H234V17H235V15L237 14H233V13H235L237 10L236 9H238L239 11H241L240 9H244V8H246L247 9V13L249 12V14L251 13V14H254V10H256L255 9V7H258V9H260L261 11H262V13H264V3H262L261 1H259V0H243L240 4L238 3V1L237 0H224V3H222ZM220 5V7H223L224 5ZM236 4V5H235ZM237 4H239V7L241 6V8L239 9V7L237 6ZM242 4V5H241ZM259 6H258V5ZM17 5V4H16ZM125 5V4H124ZM148 4L146 3L145 5L143 4L142 6L143 7H146ZM154 4H153V6H155ZM159 5V4H158ZM215 5V4H214ZM237 6L236 7V9L234 10V8H235V6ZM135 6V5H134ZM141 6V7H142ZM166 6V5H165ZM180 6V5H179ZM182 7H184L183 5H181ZM196 6V4H193V8ZM243 6H245V7H243ZM98 7H99V9H98ZM175 7V6H174ZM197 7H202V5L201 6H197ZM219 7V8H220ZM234 7V8H233ZM186 8H188V7H186ZM185 8V10H187ZM216 8V7H215ZM97 9V10H96ZM107 9V8H106ZM111 9V8H110ZM147 9V8H146ZM164 9V8H163ZM162 9V10H163ZM195 9V8H194ZM22 10V9H21ZM143 10V9H142ZM145 10V9H144ZM155 10H156V8H155ZM204 10H207L206 8L204 9ZM220 11H221V9H219ZM84 11V10H83ZM100 11V12H99ZM103 11V10H102ZM106 11V10H105ZM146 11V10H145ZM153 11V13L155 12L154 10H152ZM151 11V12H152ZM176 11V10H175ZM235 11V12H234ZM244 11V10H243ZM257 11V10H256ZM130 12V11H129ZM129 12L128 13H126V14H128V16H129ZM180 12V11H179ZM194 12V11H193ZM196 12V14H198L199 15V11H195ZM194 12V13H195ZM199 12V13H198ZM202 12H204V11H202ZM34 13V12H33ZM132 13V12H131ZM131 13H130V15H131ZM155 14H156V12H155ZM260 14V13H259ZM30 15V14H29ZM35 15V14H34ZM50 15V14H49ZM95 15H97V14H95ZM99 15L100 14H98V17H99ZM134 15V14H133ZM133 15H131V16H133ZM143 15V14H142ZM172 15V14H171ZM177 15V18H178V15H179V13L178 14H176ZM233 15H234V17H233ZM261 15V14H260ZM127 16V17H128ZM131 16H129L128 17V19L126 18V21H129L130 23H131V26L133 25V26H135L136 25V27H138L137 26V24L138 23H136L137 21H132V19L134 20V18H132ZM136 16V15H135ZM134 16V17H135ZM149 16V15H148ZM174 16V15H173ZM189 16V14H187V16L186 17H188ZM191 16V15H190ZM193 16H195V14L193 15ZM257 16V15H256ZM98 17H96V18H98ZM114 17V16H113ZM120 17H122V16H120ZM126 17V16H125ZM166 17V16H165ZM175 17V16H174ZM179 17H181V16H179ZM197 17V16H196ZM155 18V17H154ZM159 18V17H158ZM157 18V19H158ZM183 18H185V16L183 17L182 16V20H183ZM257 18V17H256ZM98 19H100V18H98ZM97 19V20H98ZM161 19V18H160ZM188 19V18H187ZM192 19V18H191ZM236 19V18H235ZM165 20H167V19H165ZM175 20V19H174ZM189 20V19H188ZM248 20V19H247ZM256 20V19H255ZM19 21V20H18ZM46 21V20H45ZM95 21H96V19H95ZM178 21V20H177ZM181 21V20H180ZM221 21V22H220ZM252 21V20H251ZM81 22V21H80ZM112 22V21H111ZM129 22H127V24L126 25H128V23ZM156 22H157V20H156ZM154 23V22H153ZM184 23V22H183ZM59 24V23H58ZM102 24V23H101ZM175 26L177 27L179 24H177V22H175ZM125 25V28L127 27ZM139 25H141V24H139ZM222 25V26H221ZM59 26V25H58ZM107 26V25H106ZM119 26H121L120 25V23H119ZM129 26H130V24H129ZM131 26H130V28H131ZM132 26V27H133ZM156 26V25H155ZM154 26V27H155ZM174 26V27H175ZM228 26L230 27H232V30H231V32H229L227 29H228ZM118 27V26H117ZM116 27V28H117ZM148 27H150V26H148ZM110 28H112V27H110ZM109 28V29H110ZM116 28H114L115 30H116ZM121 28L122 27H118V29H120L121 30ZM126 28V30H127V32H128V30L130 31L131 29H132V31H136V29H134L133 30V28ZM135 28V27H134ZM139 28V27H138ZM152 28V27H151ZM161 28V27H160ZM172 28H173V26H172ZM178 28V27H177ZM124 29V27L122 28V34L121 35H119V36H121V38H123L125 41L128 39L127 37L128 36H126V32H124L123 33V31L125 30H123ZM149 29V28H148ZM155 29H156V27H155ZM154 29V30H155ZM111 31L113 30V29H110ZM125 30V31H126ZM138 30V29H137ZM246 30V29H245ZM105 31V30H104ZM119 31V30H118ZM117 31V32H118ZM139 31H140V29H139ZM147 31V30H146ZM158 31V30H157ZM250 31V30H249ZM70 32V31H69ZM74 32V31H73ZM107 32V34L109 33V31L107 30L106 31ZM143 32V31H142ZM129 33V32H128ZM131 33V32H130ZM167 33H169V32H167ZM166 33V34H167ZM253 33V32H252ZM71 34V33H70ZM110 34V33H109ZM134 34V33H133ZM136 34H138V33H136ZM135 34V35H136ZM151 33H149V35H150ZM152 34H154L153 32H152ZM238 35L237 36V40H235V35ZM111 36H112V34H110ZM129 35V34H128ZM149 35H148V37H149ZM261 35V34H260ZM105 37H103L104 39H102V40H105L106 39V35H104ZM152 36H154V35H152ZM246 36V35H245ZM110 37V36H109ZM109 37L107 36V39L106 40H108L109 39ZM114 37V36H113ZM129 37H131L130 35H129ZM135 36H133V38H134ZM260 37V36H259ZM59 38V37H58ZM57 38V39H58ZM121 38H118V40H120ZM127 38V39H126ZM132 38V39H133ZM244 38V37H243ZM243 38H242V40H240V41H243L244 42V40H243ZM112 39H114V38H112ZM116 39V38H115ZM114 39V40H115ZM129 39H131V38H129ZM136 39H137V37H136ZM145 39V38H144ZM155 39V38H154ZM241 39V38H240ZM254 39H255V37H254ZM263 39V38H262ZM106 40L104 41V42H106ZM122 40V39H121ZM156 40H158L157 38H156ZM141 41V40H140ZM139 41V42H140ZM152 41H154L153 39H152ZM117 42V41H116ZM156 42V41H155ZM154 42V43H155ZM107 43V45L109 46V48L111 47V43L109 42V40L106 42ZM131 43V42H130ZM129 43V41H127V43H125V44H128V46L130 47V49H132V45H129L130 44ZM258 43H260L258 40H255V42H253L252 43V49L251 50H248V52H249V55L250 56H248V57H250V62H252V65L254 64V61L253 60H255V59H257L258 58V60H259V58H260V60L261 59H263V61H264V55L262 56V57H259V55H258V53H260V51H262V50H260L259 52H257L256 50H258V47H264V46H262V45H264V44H262V45H258ZM114 44H116V43H114ZM135 44V43H134ZM136 45H137V43H136ZM140 45H142V44H140ZM143 45H145V44H143ZM151 45V44H150ZM149 45V46H150ZM257 45H258V47H257ZM127 46V47H128ZM247 46V45H246ZM31 47V46H30ZM102 47V46H101ZM145 48V46H142L141 48ZM249 47V46H248ZM257 47V48H256ZM94 48H96V47H94ZM109 48H107V49H109ZM61 49V48H60ZM68 49V48H67ZM107 49H105V50H107ZM129 49V50H130ZM147 49V48H146ZM145 49V51H147L148 49H150L149 47H148V49L146 50ZM152 49V48H151ZM243 49H245V47L243 48ZM264 49V48H263ZM95 50V49H94ZM103 50V51H102ZM104 49H103V47L101 48V49H99V50H97L96 49V51H98V53L100 52V51H102L103 53H104V51H105ZM111 50V48L109 49V51ZM123 50H125V49H123ZM129 50H127V52L129 51ZM96 51H95V53H96ZM108 51V50H107ZM243 51V50H242ZM102 52H100L101 54H102ZM123 52V51H122ZM125 53V52H123V53H125V54H129V55H126V56H124L125 54H123V53H121L120 54V57L121 56H124V57H128V56H131L130 54L131 53ZM256 52H257V54H256ZM262 52H264V51H262ZM99 53V54H100ZM108 52H106L105 54H107ZM112 53V52H111ZM226 53H228V54H226ZM104 54V55H105ZM260 54H262V53H260ZM63 55V54H62ZM72 55V54H71ZM73 55H75V53L73 54ZM108 55H110L109 53H108ZM15 56V55H14ZM59 56H61V55H59ZM65 56V53H64V55H63V57L61 56V58H63V60L64 59H66L67 57H70L69 55H67L66 54V57H64ZM106 56V55H105ZM112 56V55H111ZM261 56V55H260ZM13 57V56H12ZM79 57V56H78ZM248 57H247V59H248ZM60 58V57H59ZM80 58V57H79ZM108 58V57H107ZM110 58V57H109ZM122 58V57H121ZM154 58H156V60H157V63H155L153 60H154ZM68 59V58H67ZM66 59V60H67ZM72 59V58H71ZM130 59H128V60H130ZM220 59H223V61H221V62H223L224 64H225V66H224V68L221 70V72H219V75H216L215 76V78H214V81L213 82H211L210 83V76L209 75H211V73L212 72H214L215 74H218V72H217V70L218 69H215L216 68V64L219 62V60ZM59 60V59H58ZM66 60H64V61H66ZM68 60H70V58L68 59ZM67 60V63L66 64H68L70 61H68ZM72 60H74V61H76V60H78L77 58H76V60H75V58L74 59H72ZM108 60V59H107ZM123 60H125V58L123 59ZM127 60V59H126ZM244 60V59H243ZM242 60V61H243ZM62 61V60H61ZM60 61V62H61ZM74 61H71V63L73 64L74 63ZM80 61V60H79ZM78 61V62H79ZM86 61H88V63H89V61H93V60H86ZM113 61H114V59H113ZM131 61V60H130ZM129 61V62H130ZM143 61V62H142ZM246 61V60H245ZM257 61V60H256ZM78 62H76L77 63V65L75 66L76 67V70H77V67L79 66L78 65ZM115 62V61H114ZM141 63V64H143L144 63V66L147 64V65H149L150 63H153V65H156L157 64V66H156V68H155V66H151V67H148L149 69H154V70H149L148 68H146V69H148V71L147 70H145V69H143L144 71V83H143V85H142V83L140 82L141 80V78H142V76H141V74H142V71H141V66H143V65H141V64H138V63ZM145 62H146V64H145ZM148 62H149V64H148ZM249 62V60H248V64L250 63ZM80 63V62H79ZM87 63V64H88ZM124 63V62H123ZM245 63V62H244ZM65 64V65H66ZM82 64H84L83 66H82ZM132 66H131V65ZM261 64V63H260ZM61 65H62V62H61ZM69 65V64H68ZM80 65L82 66V69H81V67H79L80 69H78L79 71L80 70H82L83 71V67H85V63H83V61H82V63H80ZM99 65V64H98ZM123 65V64H122ZM138 67H141V68H139L137 71V73H138V75H139V77H137L136 76V74L134 75V71H136V66ZM152 65V64H151ZM220 65V64H219ZM245 65V64H244ZM58 66H60L59 64H58ZM64 65H62V67H63ZM86 66H88V70H90L91 69V64H90V67H89V65H86ZM101 66V65H100ZM112 66V65H111ZM129 66H131V67H129ZM133 66H135V68L133 67ZM72 67V66H71ZM75 67L73 68H71L72 70L73 69H75ZM102 67V66H101ZM104 67V66H103ZM114 67H115V65H114ZM147 67V66H146ZM215 67V68H214ZM58 68H60V67H58ZM57 68V69H58ZM86 68V67H85ZM90 68V69H89ZM129 68V72L131 71V69L132 70H134V71H132V72H126V74H124V72L127 70ZM143 68H145V67H143ZM261 70H264V63H262L261 65H260V67H259ZM56 69V68H55ZM110 69H111V71H110ZM115 69V68H114ZM233 69V70H232ZM257 69V68H256ZM76 70H74V71H76ZM122 70H123V72H122ZM140 70V71H139ZM231 70L233 71V75H234V77H236V78H240L241 79V81L244 83L245 82V80H246V74H245V71H244V69L243 68H239V69H236L235 70V68H234V66L231 68ZM59 71H62L61 69L59 70ZM67 71V70H66ZM66 71H64L65 73H66ZM71 71V70H70ZM82 71H80V73H82ZM85 71H86V69H85ZM84 71V72H85ZM93 72H96L95 70H92ZM110 71V72H109ZM128 71V70H127ZM152 71V72H151ZM244 71V72H243ZM57 72V71H56ZM69 72V71H68ZM67 72V73H68ZM113 73V77H112V79L110 78L111 77V75L109 74V73ZM118 72V71H117ZM134 72V73H133ZM139 72H141V73H139ZM145 72H147L146 74H145ZM149 72V73H148ZM154 72V73H153ZM65 73H64V75H63V78L64 77H66V78H64V80H66L67 81V79H69V78H67V75L69 76L71 73H72V71H71V73L69 72L68 74L66 73V75H65ZM85 73H87V71L85 72ZM88 73H90V72H88ZM102 73V74H101ZM111 73V74H112ZM133 73V74H132ZM251 72L249 71L248 72V75L250 74ZM258 73V72H257ZM262 73H264V71L262 72ZM57 74V73H56ZM77 74V73H76ZM84 74V73H83ZM91 74V73H90ZM152 74H153V76H152ZM154 74H155V76H154ZM53 75V74H52ZM58 76H59V74H57ZM72 75V74H71ZM81 75V74H80ZM85 75V74H84ZM87 75V74H86ZM101 75V76H100ZM107 75H110V77L109 78H107L108 76ZM100 76V77H99ZM119 78H118V77ZM136 76V77H135ZM61 78H62V76H60ZM60 77H58V78H60ZM104 77V76H103ZM104 77V78H105ZM115 77V78H114ZM117 77V78H116ZM213 77H214V75H213ZM57 78V77H56ZM57 78V79H58ZM88 78H89V74H88ZM88 78H87V80H88ZM91 78H93V77H91ZM90 78V79H91ZM124 78V77H123ZM134 78V79H133ZM137 78V79H136ZM56 79V80H57ZM84 79V78H83ZM86 79V78H85ZM109 79V80H108ZM139 79V80H138ZM54 80V82H55V79H53ZM77 80V79H76ZM86 80V81H87ZM101 80V79H100ZM101 80V81H102ZM117 80V81H118ZM134 80H138L137 82H139V84H140V88L138 89L137 87H139L138 85H137V87H135L136 86V84H138V83H136V84H134L136 81H134ZM57 81H59V80H57ZM65 81V82H66ZM96 81V80H95ZM131 81H132V83H131ZM212 81V80H211ZM60 82V81H59ZM65 82H64V84H65ZM77 82H79V81H77ZM93 82V81H92ZM128 82V83H127ZM56 83V82H55ZM54 83V84H55ZM67 83V82H66ZM69 83H70V81H69ZM97 83H94V85L95 84H97ZM111 82H110V84H112ZM116 83V84H115ZM123 83V82H122ZM125 83V82H124ZM25 84V83H24ZM57 84H58V82H57ZM62 84V83H61ZM63 84V85H64ZM80 84V83H79ZM85 84H86V82H85ZM88 84H91V81H90V83H88ZM109 84V85H110ZM249 84H250V81H249ZM62 85V86H63ZM81 85V84H80ZM87 85V84H86ZM135 85V86H134ZM241 85V84H240ZM41 86V85H40ZM65 86H66V84H65ZM97 86V85H96ZM99 86V85H98ZM123 86H121V87H123ZM184 86V87H183ZM250 86V85H249ZM248 86V87H249ZM46 87V86H45ZM60 87V86H59ZM93 87H95V86H93ZM108 87V86H107ZM106 87V88H107ZM117 87V86H116ZM120 86H118V88H119ZM131 87H133L132 89H131ZM19 88V87H18ZM78 88V87H77ZM96 88V87H95ZM109 89L110 88H112V86L111 87H108ZM135 88V90L133 91V89ZM243 88V87H242ZM20 89V88H19ZM52 89V88H51ZM60 89V88H59ZM68 89V88H67ZM115 89V88H114ZM117 89V88H116ZM120 89V88H119ZM233 89H234V87H233ZM236 89V88H235ZM246 89V88H245ZM11 90V89H10ZM16 90V89H15ZM69 90H71L70 89V87H69ZM99 90V89H98ZM105 90H107V89H105ZM105 90H100V91H104L105 92ZM186 90V91H187ZM242 90V89H241ZM61 91V90H60ZM127 91V92H128ZM11 92V91H10ZM39 92V91H38ZM41 92V91H40ZM39 92V93H40ZM51 92H53V90L51 91ZM82 92V91H81ZM239 92V91H238ZM241 92H243V91H240V93L239 94H241ZM30 93V92H29ZM116 93H119V94H121L119 97H118V95L119 94H116ZM132 93V94H131ZM171 93H169V94H171ZM188 93H190V90H188ZM41 94V93H40ZM44 94V93H43ZM64 94V93H63ZM62 94V96H64ZM75 94V95H74ZM96 94V95H97ZM123 94H126V95H124L123 96ZM51 95V94H50ZM60 95V94H59ZM89 95H90V97H89ZM107 95H109V96H107ZM141 95V94H140ZM139 95V96H140ZM224 95V96H225ZM33 96V95H32ZM57 96V95H56ZM79 96H80V98H79ZM107 96V97H106ZM117 96V97H116ZM123 96V97H122ZM125 96H127V97H125ZM150 96H152V95H150ZM158 97H159V95H157ZM160 96H161V94H160ZM20 97V96H19ZM25 97V96H24ZM60 97V96H59ZM77 98V100H79V103H77L78 101L76 100V98ZM84 97V98H83ZM101 97V98H100ZM104 97V98H103ZM122 97V98H121ZM147 96H145V98H146ZM147 97V98H148ZM154 97V99L155 100H157V98H155L156 97V94H155V96H153ZM162 98L164 97V96H161ZM170 97V96H169ZM33 98V97H32ZM61 98V97H60ZM83 98V99H82ZM106 98V99H105ZM109 98V99H108ZM151 98V97H150ZM175 98V96H173V99ZM194 98V97H193ZM192 98V99H193ZM239 98V97H238ZM7 99V98H6ZM54 99V98H53ZM56 99V98H55ZM58 99V98H57ZM64 99V98H63ZM95 99V100H94ZM116 99V100H115ZM119 99H121V100H119ZM123 99V100H122ZM173 99H171L170 101H172ZM240 99V98H239ZM27 100V99H26ZM38 100H39V98H38ZM82 100V101H81ZM84 100V101H83ZM109 100H111V102L113 101V100H115V102L117 101L118 103H119V108L121 109L122 108V110H123V112H124V114L122 113H120L119 111H118V109L116 108V105H117V103H115L114 104V102L113 103H111ZM175 100V99H174ZM42 101V100H41ZM41 101H38V102H41ZM81 101V102H80ZM87 101H89V102H87ZM161 101H163L162 99H161ZM160 101V102H161ZM186 101V99L183 101V102H185ZM199 102H201L200 100H198ZM236 101V100H235ZM43 102V105H44V101H42ZM66 102V101H65ZM149 102V101H148ZM178 101L177 100H175V103H177ZM45 103H48V101H46ZM50 103V102H49ZM48 103V104H49ZM142 103H143V107L141 108L140 106L142 105ZM162 103V102H161ZM235 103V102H234ZM234 103H233V105H234ZM238 103H240V100H239V102ZM34 104H35V106L38 104V103H36V102H34ZM34 104H33V102L32 103H30V107H27V108H29V110H27V112H30V110L32 111L33 110V112H35L34 111ZM41 104V103H40ZM48 104H46V105H48ZM183 104V103H182ZM181 104V105H182ZM207 104V103H206ZM237 104V103H236ZM235 104V105H236ZM42 105V104H41ZM52 105H50V106H52ZM70 107H69V106ZM147 105V104H146ZM159 105H160V103H159ZM166 105V104H165ZM227 105H230V101H229V103L227 104ZM233 105H231V107H233ZM38 106H39V104H38ZM68 106V107H67ZM183 106V105H182ZM186 107H187V104L185 105ZM10 107V106H9ZM8 107V108H9ZM33 107V108H32ZM37 107V106H36ZM35 107V108H36ZM45 107V109L44 110H46L48 107L47 106H44ZM56 107V108H55ZM159 107V106H158ZM189 107L190 106H188V109H189ZM227 107V106H226ZM235 107V106H234ZM236 107H237V105H236ZM15 108V107H14ZM17 108V107H16ZM21 108V107H20ZM32 108V109H31ZM141 108V109H140ZM185 108V107H184ZM198 108V107H197ZM216 108H218V106L216 107ZM229 109H230V107H228ZM11 109V108H10ZM10 109H8V110H10ZM52 109V108H51ZM155 109V108H154ZM154 109H153V111H154ZM163 109H166V108H163ZM162 109V113H164L165 111ZM224 109L226 110L227 108H225L224 107ZM257 109V108H256ZM258 109H259V107H258ZM261 109V108H260ZM263 109V108H262ZM11 110H13L14 112H15V110L14 109H11ZM40 110V109H39ZM49 109H47V115L46 116H50V111H48ZM200 110V109H199ZM211 110V109H210ZM12 111V112H13ZM38 111V109L36 110V113H37V115L39 116V112H37ZM41 111V110H40ZM142 111V112H141ZM228 111V110H227ZM242 111V110H241ZM240 111V112H241ZM258 111V110H257ZM26 112V113H27ZM33 112H31V113H28V114H31L32 115V117H33ZM42 112V111H41ZM40 112V113H41ZM45 112V111H44ZM43 112V113H44ZM180 112V111H179ZM247 112V111H246ZM252 112H254V110L252 111ZM262 112V111H261ZM7 113V112H6ZM49 113V114H48ZM184 113V112H183ZM209 113V112H208ZM216 115L214 114L213 115V120L215 119L214 117H216L219 113H218V111H216ZM225 112H223V114H224ZM254 113H258V112H254ZM35 114V113H34ZM158 114H159V112H158ZM174 114H175V112H174ZM186 114V113H185ZM185 114H184V117H185ZM188 114V113H187ZM186 114V115H187ZM227 114H228V112H227ZM250 114V113H249ZM261 114V113H260ZM31 115H29V118H27V120L28 119H32L31 118ZM36 114H35V116H34V118L33 119H36L35 117L37 116ZM164 114H162V116H160L161 118L162 117H164L163 116ZM170 115L172 116V117H170V118H172V125H173V122H174V116L176 117V115L178 116V113L177 114H175V115H172L171 113H170ZM207 115V114H206ZM239 115H241V113L240 114H238V117L237 118H239ZM253 115H255V114H253ZM259 115V114H258ZM44 117L43 118V120L45 119V117L46 116H43V114L41 113V115L39 116V117ZM59 116H57L56 117V120H55V122L57 121V118L59 117ZM199 116V115H198ZM3 117V116H2ZM13 117H14V113H13ZM12 117V118H13ZM16 117V116H15ZM15 117L13 118V119H15ZM39 117H37V119H38V121H40V118ZM52 117V116H51ZM157 117H159L158 115H157ZM225 117H229L228 115H226ZM4 118H5V116H4ZM49 118V117H48ZM66 118V119H65ZM166 118H168V114L164 117V119H162L163 120V122L165 123V126H163V127H160V126H158V127H160L159 129H156L157 131L159 130V133H158V135H160V133H161V131H162V128H165L166 129V126H169V125H167L168 123H167V121L166 120H168V119H166ZM174 118V119H173ZM177 118V117H176ZM199 118V117H198ZM197 118V119H198ZM264 118V117H263ZM6 119V118H5ZM42 119V118H41ZM53 119H55V117L53 118ZM58 119V120H59ZM200 119V118H199ZM204 119H207V116L204 118ZM250 119V118H249ZM12 120V119H11ZM26 120V119H25ZM24 120V121H25ZM43 120H41V125L43 124L42 123V121ZM58 121V123H60L61 121ZM158 120V119H157ZM186 120V119H185ZM201 120V119H200ZM199 120V121H200ZM212 119L209 121V124L213 121ZM264 120V119H263ZM34 120H32L31 121V123L33 122ZM182 121V120H181ZM183 121H184V118H183ZM242 121H243V118H242ZM246 121H248V120H246ZM245 121V122H246ZM250 121V120H249ZM248 121V122H249ZM12 122H13V120H12ZM11 122V123H12ZM37 122V121H36ZM54 122V120H53V122L52 123H55ZM205 122V121H204ZM206 122H207V120H206ZM237 122V121H236ZM244 122V123H245ZM248 122H246V123H248ZM0 123H1V121H0ZM11 123H10V126H11ZM24 123V122H23ZM23 123H22V125H23ZM29 123V122H28ZM39 123V124H38ZM45 123H47V121H45ZM164 123H162V124H164ZM180 123H182V122H180ZM187 123V122H186ZM109 124V125H108ZM171 124V123H170ZM209 124L207 123V125L209 126ZM250 124V123H249ZM248 124V125H249ZM256 124H260V123H256ZM255 124V125H256ZM21 125V124H20ZM26 125H27V123H26ZM33 126H34V124H32ZM35 125H40V122H37V123H35ZM40 125V126H41ZM105 125V126H104ZM181 125V124H180ZM187 125V124H186ZM194 125V124H193ZM192 125V126H193ZM210 125H212V123L210 124ZM242 125H243V122H242ZM3 126H5L4 124H3ZM24 126V125H23ZM30 126H31V124H30ZM43 126V125H42ZM225 126H226V124H225ZM244 126V125H243ZM246 126H247V124H246ZM251 126V125H250ZM260 126H262V125H260ZM259 126V127H260ZM264 126V125H263ZM6 127V126H5ZM157 127V126H156ZM157 127V128H158ZM204 127V126H203ZM220 127H223V124H222V126H220ZM236 127H237V125H236ZM254 127V126H253ZM252 127V128H253ZM258 127V126H257ZM16 128H18V127H16ZM19 128H21V127H19ZM28 128V127H27ZM42 127H40V129L39 130H41L42 131V129H41ZM169 128V127H168ZM234 128V127H233ZM244 128H247V127H244ZM251 128V129H252ZM261 128V127H260ZM260 128H258V129H260ZM29 129H30V127H29ZM35 129H36V131H37V129L38 128H36L35 127ZM34 129V130H35ZM205 129V128H204ZM262 129H264V128H262ZM7 130V129H6ZM10 130V129H9ZM14 130V129H13ZM23 130H25V129H23ZM32 130H33V128H32ZM61 130V131H60ZM215 130V129H214ZM220 130H221V128H220ZM255 130V129H254ZM254 130H253V133H254ZM12 131V130H11ZM10 131V132H11ZM45 131V132H46ZM67 132L66 133V135L64 136V137H61V135L64 133V132ZM177 131H179V130H176L175 132H177ZM182 131V130H181ZM201 131V130H200ZM251 131V130H250ZM23 132H25V131H23ZM32 132V131H31ZM30 132V133H31ZM35 132V131H34ZM40 132V131H39ZM48 132V131H47ZM57 132V133H56ZM171 132V131H170ZM197 132V131H196ZM215 133V131H212V133ZM220 132V131H219ZM241 133V131H240V129H239V131H238V133ZM44 133V132H43ZM157 133V132H156ZM174 133V132H173ZM200 133V132H199ZM199 133H197V134H199ZM228 133V132H227ZM40 134V133H39ZM39 134H37V136L35 137V138H33V139H35L36 140V142H35V140H33L32 142L34 143H31L29 140L27 141V139H28V135H26L27 136V138L26 139H22L23 140V146L21 147V152H22V162H25V165L27 166V165H29V164H27V162H29V159L31 160V158H29V156H31V154L29 155L28 154V151L27 150H25V148L27 149L28 148V144L27 143H29V145L30 144H32V146H35V147H38V145L39 144H37V141H38V139H37V137H38V135ZM96 135V136H98L97 138H99L100 139V142H101V139H103L102 137H104V141H105V146H103V147H101L99 150L98 149H95V148H93L92 147V145L94 144L93 142H94V140H93V137L95 138V140L97 139L95 136H92V135ZM172 134V133H171ZM182 134V133H181ZM180 134V135H181ZM184 134H186L185 132H184ZM183 134V135H184ZM216 134V133H215ZM260 134H262V133H260ZM32 135V134H31ZM196 135V134H195ZM195 135H194V138H198L197 136L195 137ZM212 135V134H211ZM239 135V134H238ZM249 135V134H248ZM254 135V134H253ZM252 135V136H253ZM256 135V134H255ZM24 136V135H23ZM40 136V135H39ZM100 136H101V138H100ZM109 136V137H108ZM110 136H111V138H110ZM171 136V135H170ZM215 136V135H214ZM228 136V135H227ZM234 136V135H233ZM242 136V135H241ZM256 136H258V134L256 135ZM262 136H264V134L262 135ZM47 137H44L45 138V140L47 139ZM123 137V136H122ZM122 137H120V138H122ZM166 137H168V136H166ZM183 136L181 135V138H182ZM184 137H185V135H184ZM210 137V136H209ZM260 136H258L257 137V139L259 138ZM24 138H25V136H24ZM160 138V137H159ZM169 138V137H168ZM172 138H174V137H172ZM200 139H201V137H199ZM242 139H243V137H241ZM261 138V137H260ZM41 139H43V138H41ZM98 139V140H99ZM137 139H140V138H137ZM166 139V138H165ZM257 139H255L256 141H257ZM263 139V138H262ZM97 140V141H98ZM123 139H120V141H122ZM133 140H135V141H133ZM132 140V143L133 142H137V140L136 139H133ZM168 140H171V138L170 139H168ZM180 141L182 140V139H179ZM185 140V139H184ZM193 140H195V139H193ZM198 140V139H197ZM247 140V139H246ZM26 141H27V143H26ZM43 140H41V142H42ZM179 141V142H180ZM240 141V140H239ZM39 142V141H38ZM169 142H171V141H169ZM178 142V143H179ZM188 142H189V140H188ZM196 142V141H195ZM230 142V141H229ZM241 143H242V141H240ZM259 142V141H258ZM175 143H176V141H175ZM218 143V142H217ZM238 143V142H237ZM244 143H246L245 142V140H244ZM171 144V143H170ZM173 144V143H172ZM180 144V143H179ZM188 144V143H187ZM219 144V143H218ZM223 144V143H222ZM104 145V144H103ZM174 145V144H173ZM176 145V144H175ZM189 145H190V143H189ZM236 145V144H235ZM235 145H234V147H235ZM262 145V144H261ZM1 146V145H0ZM25 146V147H24ZM27 146V147H26ZM98 146H99V144H98ZM98 146H97V148H98ZM102 146V145H101ZM131 145H129V147H130ZM177 146H178V144H177ZM187 146V145H186ZM185 146V147H186ZM194 146V145H193ZM223 146V145H222ZM225 146V145H224ZM35 147H32V149L33 148H35ZM123 147H124V145H123ZM134 147V146H133ZM189 147V146H188ZM188 147H187V149H188ZM202 147V146H201ZM233 147V148H234ZM126 148V147H125ZM193 147H191V149H192ZM221 148V150H220V154L223 152V150H224V147H220ZM226 148V147H225ZM229 148V147H228ZM142 149V148H141ZM181 149V148H180ZM190 149V148H189ZM189 149H188V151H189ZM204 149V148H203ZM4 150V149H3ZM34 150V149H33ZM234 150V149H233ZM26 151V152H25ZM184 151H185V149H184ZM188 151H185V152H188ZM194 151V150H193ZM190 152V151H189ZM211 152V151H210ZM155 153H158L157 151L155 152ZM165 152H163V154H164ZM212 153V152H211ZM2 154H3V152H2ZM151 154V153H150ZM197 154V153H196ZM195 154V155H196ZM207 154V153H206ZM25 155V156H24ZM36 155V156H35ZM148 155H149V153H148ZM194 155V156H195ZM27 156V157H26ZM78 156V157H77ZM151 156L153 157L154 155H153V153L151 154ZM184 156H186L185 154H184ZM183 156V157H184ZM191 156H193V155H191ZM155 157H153L152 158V160H153V162H154V159H155ZM197 157H199V156H197ZM197 157H196V159H197ZM207 157V156H206ZM213 157V156H212ZM251 157V156H250ZM259 156H257V158H258ZM182 158V157H181ZM219 158V157H218ZM218 158H214V159H212L211 161H210V165L211 166H213V165H218V163H217V160H218ZM249 158V157H248ZM74 159V158H73ZM76 159H74V160H70V161H73V163L75 164V163H77V160ZM158 159V160H157ZM179 159V158H178ZM177 159V160H178ZM194 159V158H193ZM192 159V160H193ZM28 160V161H27ZM76 160V162H74ZM151 160V161H152ZM179 160H181V159H179ZM236 160V159H235ZM181 161H183V158H182V160ZM199 161V160H198ZM239 161V160H238ZM69 163V162H68ZM71 163V162H70ZM74 164H72V167H73V165ZM44 165H46V164H44ZM55 165V164H54ZM69 165V164H68ZM71 165V164H70ZM79 165V166H80ZM255 165V164H254ZM264 165V164H263ZM39 166V165H38ZM78 166V167H79ZM165 166H167V168H169V167H172V169H174V171H175V175H174V177H172L173 178V183L172 184H174V189L176 190V188H175V185H176V187H177V185L179 186V189H178V191L176 192V195H175V192H171L170 191V189L168 188V184L167 183H165L164 182V176H165V173L167 172V174H169L170 173V170L168 171H166L165 170ZM184 166V165H183ZM226 166H228V164H225V167ZM25 167V166H24ZM24 167H22V168H24ZM35 167V166H34ZM34 167H27V169H25V171H28L27 173H26V176L25 177H27V180H26V182H27V184H31L32 182H34L37 178H36V172L34 173V170H32V168H34ZM37 167V166H36ZM60 167H62L63 168V166L61 165ZM69 167V166H68ZM71 167V168H72ZM59 167H57V169H58ZM114 168H116L118 171L117 172H119V173H121V175H120V178L119 177H117V178H114V177H112V176H110V173L113 171L114 172V174H116L117 172H116V169L114 170ZM182 168V167H181ZM207 168V167H206ZM259 168H261V166L259 167ZM53 169V170H52ZM57 169H56V171H57ZM61 169V168H60ZM68 170H70V168L68 169ZM76 170V169H75ZM237 170V169H236ZM238 170H239V168H238ZM15 171V170H14ZM13 171V172H14ZM36 171H38V170H36ZM50 171V172H49ZM58 171H60V170H58ZM62 171V170H61ZM111 171V172H110ZM173 171V172H174ZM241 171V169L239 170V172ZM52 172V173H51ZM67 173H68V171H66ZM65 172V173H66ZM76 172V171H75ZM116 172V173H115ZM255 172V171H254ZM258 172V171H257ZM45 173V172H44ZM62 173V172H61ZM233 174H234V172H232ZM12 174V175H11ZM11 174H9L8 176H5V178L3 179V180H1V178H0V187L3 185V187L0 189V202H1V204H0V207H2L3 205H8V204H13V205H16L18 202H19V200L22 198V195H21V193H19L18 195H16V196H14L15 194H14V190H15V188H17V185L16 184H12V182H13V178L12 177H15L14 175V173H11ZM171 174H172V172H171ZM174 174V173H173ZM223 174V173H222ZM75 175V174H74ZM170 175V174H169ZM78 176V177H79ZM116 176H117V174H116ZM168 176V175H167ZM171 176V175H170ZM229 176H231V175H229ZM234 176L235 175H233V178H234ZM45 177V176H44ZM44 177H40L39 178V181L41 180L42 182H43V184H41V186L40 185H38V186H36L38 189H39V187L42 189V190H44L45 189V187L47 186V183H46V185H45V181H46V179H45V181L44 180H42V178H44ZM261 177H262V175H261ZM261 177H259V178H261ZM72 178L74 179V178H76L75 176H73L72 175ZM167 178V177H166ZM211 178V177H210ZM220 178V177H219ZM232 178V177H231ZM235 178H236V176H235ZM21 178H19V180H20ZM53 179V178H52ZM82 179H81V181H82ZM220 179H222V178H220ZM245 179V178H244ZM231 180V179H230ZM239 180V177H237L236 178V181H238ZM246 180V179H245ZM37 181V180H36ZM38 181V182H39ZM54 181V180H53ZM52 181V182H53ZM72 180H70V182H71ZM220 181V180H219ZM219 181H216L217 182V184H219V183H221V182H219ZM240 182H241V180H239ZM48 182H49V180H48ZM54 182H56V180L54 181ZM251 181H249V183H250ZM18 183V182H17ZM20 183V182H19ZM50 183V182H49ZM48 183V184H49ZM130 183V184H129ZM244 183V182H243ZM242 183V184H243ZM260 183V182H259ZM26 184V183H25ZM75 184H76V182H75ZM74 184V185H75ZM77 184H78V182H77ZM76 184V185H77ZM208 184V183H207ZM222 184V183H221ZM247 184V182H245L244 183V185H242V187L244 188V186H249V185H246ZM253 184V183H252ZM45 185V186H44ZM264 185V184H263ZM26 186V185H25ZM216 186V185H215ZM219 186V188L221 189V185H218ZM218 186H217V188H218ZM236 186H237V182H236ZM241 186V185H240ZM260 186L261 185H259V187L258 188H256V189H254V190H256V195H257V193L258 192H260V190H259V188H260ZM72 187V186H71ZM207 187V188H206ZM234 187V186H233ZM264 187V186H263ZM30 188V187H29ZM130 188H131V191H132V194H130ZM155 190V189H157V188H161V190H162V192H163V196H162V198H160V199H158V197H159V195L160 194H156V195H154L155 194V192L154 191H152V193L150 194V195H148L147 197L145 196L144 197V199H142L143 200V205L141 204V203H139V201L137 200L138 198H140V197H143L144 195H145V193L146 192H148L150 189L151 190H153V189ZM196 188V189H195ZM217 189V191H219L220 189ZM239 187H237L236 189H238ZM242 188V189H243ZM33 189H35V188H31V190L33 191V193L34 194H36L37 195V193L36 192H34V190ZM195 189V190H194ZM36 190V189H35ZM216 190V189H215ZM246 190V189H245ZM264 190V189H263ZM16 191V190H15ZM39 191L41 192V193H43L44 191H41L40 189H39ZM66 191V190H65ZM217 191H216V194H217ZM240 191V190H239ZM258 191V192H257ZM19 192H22V191H19ZM72 192V191H71ZM71 192H69V193H71ZM235 192H236V190H235ZM238 192V191H237ZM241 192V191H240ZM246 192H249L248 190H246ZM252 192H254V191H252ZM263 191H261V193H262ZM23 193V192H22ZM62 193H65V192H62ZM227 192H224V195H227V197L229 196L228 195V193L226 194ZM251 192H249L248 193V195L250 194ZM24 194V193H23ZM33 194V195H34ZM60 194V193H59ZM74 194V193H73ZM126 194V193H125ZM238 194H240V193H238ZM254 194V195H255ZM43 195V194H42ZM44 195H47V194H44ZM63 195V194H62ZM67 195V194H66ZM234 195H236V194H234ZM258 195H259V193H258ZM35 196V195H34ZM68 196V195H67ZM131 196H133V198L131 197ZM218 196H220V193L218 192ZM218 196H216V197H218ZM263 196V195H262ZM261 196V197H262ZM69 197H71V196H69ZM221 197V196H220ZM227 197L225 198L226 200H227ZM235 197V196H234ZM240 197V196H239ZM238 197V198H239ZM264 197V196H263ZM56 198V197H55ZM61 197H59V199H60ZM68 198V197H67ZM152 200H150V199ZM247 198V197H246ZM245 198V199H246ZM34 199V198H33ZM46 199V198H45ZM62 199H64V198H62ZM129 199H128V201H129ZM260 199V198H259ZM66 200V199H65ZM69 201V200H68ZM181 201V200H180ZM259 201V200H258ZM257 201V202H258ZM261 201V200H260ZM30 202V201H29ZM59 202V201H58ZM131 202V203H130ZM3 203H5V204H3ZM55 203V202H54ZM129 203H130V208H132L133 207V201H129ZM245 203V202H244ZM62 204V203H61ZM250 205H251V203H249ZM249 204H248V207H249ZM56 205V204H55ZM131 205H132V207H131ZM135 205H134V208H135ZM257 205H259V204H257ZM119 206H120V208H121V210H120V208H119ZM178 206L180 207V206H183V204H178ZM10 207V206H9ZM12 207V206H11ZM239 207H241V206H239ZM261 207V206H260ZM129 208V207H128ZM182 208V207H181ZM230 208V207H229ZM236 208H237V206H236ZM159 209V210H158ZM235 209V208H234ZM3 210H5V209H3ZM17 210V209H16ZM88 210V209H87ZM134 210V209H133ZM259 210V209H258ZM230 211H231V209H230ZM240 211V210H239ZM79 212V211H78ZM237 212H238V210H236L235 212H233L234 213V217L232 218V220H237V221H239L240 219H244V217L246 216V218H247V215L249 214V212H244V215H243V211H241L240 212V214L238 215L237 214ZM18 213V212H17ZM76 213V212H75ZM163 213V212H162ZM252 213H253V211H252ZM252 213H250V214H252ZM259 213V212H258ZM38 214V213H37ZM69 214V213H68ZM229 214H231V212H229ZM241 214H242V216H243V218H241L242 216H241ZM246 214V215H245ZM249 214V215H250ZM260 214V213H259ZM262 214V213H261ZM13 215H14V213H13ZM16 215H18V214H16ZM15 215V216H16ZM63 215V214H62ZM89 215V214H88ZM163 215V214H162ZM19 216V215H18ZM18 216H16L17 218H18ZM68 216V215H67ZM166 216V215H165ZM253 216V215H252ZM251 216V217H252ZM80 218H81V216H79ZM85 217V216H84ZM172 217V216H171ZM250 216H249V218H251ZM83 218V217H82ZM87 218H88V216H87ZM104 218V219H103ZM40 219V218H39ZM48 219V218H47ZM90 219V218H89ZM44 221H45V217H44V219H43ZM61 220H62V218H61ZM88 220V219H87ZM136 220V219H135ZM134 220V221H135ZM245 220V219H244ZM40 221V220H39ZM44 221H43V224H44ZM96 221H98V222H96ZM242 221V220H241ZM264 221V220H263ZM48 222V220L46 221V223ZM79 221H78V219L76 220H72V219H70L69 218V223H70V225L72 226V229H73V231H74V234L76 235V238L75 239H77V236H78V239H79V237H83V235H84V231L86 232V234H87V232L88 231H90V230H86V228H89L88 226H86V228H85V230L83 231V223H78ZM88 222V221H87ZM240 222V221H239ZM252 222V221H251ZM29 223V222H28ZM39 223V222H38ZM54 223L56 224V222L54 221ZM59 223V222H58ZM135 223V222H134ZM165 224L164 226H163V224ZM170 223V224H169ZM112 224V223H111ZM167 224H168V226H167ZM223 224V223H222ZM241 224V223H240ZM246 224V223H245ZM261 224H262V222H261ZM261 224H259V225H261ZM46 225V224H45ZM91 225V224H90ZM94 225H93V227H94ZM100 225V226H99ZM130 225V224H129ZM133 225V224H132ZM255 225H256V223H255ZM71 226H69V227H71ZM108 226V225H107ZM113 226V225H112ZM125 226V225H124ZM124 226L122 225L121 226V229H120V226L118 225L117 227H116V229L119 227V229H120V231L121 230H124V229H126L127 227H128V225L127 226H125V228H124ZM176 226H179V225H176ZM59 227V226H58ZM68 227V226H67ZM69 227L67 228V230L68 231H70L69 230ZM92 226H91V228H93ZM124 229H123V228ZM132 227V226H131ZM131 227H129V228H131ZM198 227V228H197ZM241 227V226H240ZM47 228V227H46ZM56 228V227H55ZM91 228H89V229H91ZM244 228V227H243ZM263 228V227H262ZM105 229V228H104ZM118 229V230H119ZM131 229H133L134 230V228H131ZM242 229V228H241ZM258 229V228H257ZM37 230V229H36ZM59 230V229H58ZM95 230V232L97 233V231ZM101 230H102V228H101ZM127 231H128V228L126 229ZM130 230V229H129ZM105 231V230H104ZM107 231H109V229H107ZM106 231V233H105V240L107 241V242H109V243H111L110 244V246L108 247L110 250H113L114 249V240H111V236H112V232H107ZM126 231V234L127 233H130V232H132V231H130V232H127ZM244 231V230H243ZM56 232V231H55ZM122 232V231H121ZM194 232V231H193ZM1 233H2V231L0 232V235H1ZM51 233V232H50ZM94 233V232H93ZM101 233H103V232H101ZM190 233V232H189ZM188 233V234H189ZM254 232L253 231H251V226H250V228H249V231H248V234L245 236V239H247L248 238V236L250 235V234H253ZM4 234V233H3ZM56 234H57V232H56ZM119 234V233H118ZM125 234V235H126ZM146 234V233H145ZM144 234V235H145ZM186 234V233H185ZM187 234V235H188ZM264 234V233H263ZM6 235H8V234H6L5 233V235H1L2 237H0V239H3V237L5 238V237H9V236H6ZM90 235H92V234H90ZM101 235V234H100ZM103 235V234H102ZM120 235H121V233H120ZM124 235V236H125ZM180 236V235H179ZM179 236H178V238H179ZM72 237H74L73 236V234H72ZM87 237V236H86ZM85 237V239H82V244H84V245H86V247H88V246H90L91 247V252H92V254H91V258L94 260L95 259V262H96V264L99 262V264H108V263H110V260H105V259H103V260H101V257L99 258V252L97 251V249H98V245H96L95 246V244H96V242H97V244H98V242H100L102 239L100 238V241L99 240H97L96 239V237L93 239V237L91 238V236H90V238L88 237V238H86ZM99 237V236H98ZM97 237V238H98ZM145 237V236H144ZM152 237V236H151ZM252 238V237H251ZM250 238V239H251ZM257 238H259V237H257ZM10 239V238H9ZM8 239V240H9ZM81 239V238H80ZM130 240H132L133 239V237L131 238H129ZM185 239H186V237H185ZM184 239V240H185ZM263 239V238H262ZM8 240H6L7 241V243L9 242ZM73 240H74V238H73ZM141 240V239H140ZM151 240H152V238H151ZM153 240H155V239H153ZM234 240V239H233ZM257 240V239H256ZM4 241V240H3ZM78 241V240H77ZM258 241V240H257ZM256 241V242H257ZM264 241V240H263ZM1 242V241H0ZM5 242V241H4ZM6 242H5V244L6 245H8V244H10V242L7 244ZM159 243H160V241H159ZM1 244H4V243H1ZM4 244V245H5ZM121 244V243H120ZM253 243H251V245H252ZM263 244V243H262ZM5 245V246H6ZM30 245V244H29ZM72 245V247H73V244H71ZM71 245H70V247H71ZM84 245H83V247H84ZM100 245H101V242H100ZM139 245V244H138ZM138 245L137 246H135V248L136 249H138L137 247H138ZM160 245V244H159ZM255 245V244H254ZM1 246V245H0ZM9 246V245H8ZM8 246H7V248H8ZM35 246V245H34ZM82 246V245H81ZM102 246V245H101ZM259 246V245H258ZM10 247V246H9ZM71 247V248H72ZM125 247V246H124ZM153 248L154 249V251H155V256H153L151 259L153 260L152 262H154L155 261V264H159V261L157 260V257H158V252H157V250H159V249H157V245H155V244H152V245H150V242L149 241H146L145 242V246H142L141 247V249L139 248L138 250H136L135 249V251H134V253H139L138 251H140L141 250V253L143 252V250L145 249V248ZM163 247V246H162ZM3 248V247H2ZM5 248V247H4ZM30 248H32V249H36V248H33V247H30ZM43 248V247H42ZM82 248V247H81ZM101 248V247H100ZM116 248V247H115ZM86 248H84V250H85ZM130 249V248H129ZM133 249V248H132ZM180 249V248H179ZM251 249V248H250ZM81 250V249H80ZM84 250H83V248H82V252L80 253V254H82V253H84ZM88 250H89V248H88ZM117 250V249H116ZM256 250V249H255ZM264 250V249H263ZM3 251V250H2ZM11 250H9V252H10ZM30 251H32L31 249H30ZM124 251H125V249H124ZM137 251V252H136ZM257 251V250H256ZM260 251H261V249H260ZM5 252V251H4ZM3 252V253H4ZM9 252L7 253V254H9ZM12 252V251H11ZM120 252V251H119ZM183 252V251H182ZM181 252V253H182ZM250 252H252V251H250ZM13 254H10V255H5L4 256V258L3 259H5L6 257H7V259H8V261L11 259L10 258V256H16V254H15V252H12ZM34 253V252H33ZM31 254V255H34V256H32L33 257V261H34V259H36V261L35 262H37V257H40L39 256V254L40 253H34V254ZM133 253V254H134ZM2 254V253H1ZM35 254H37V256L35 257ZM117 254V253H116ZM133 254H131V252H130V255L129 256H132L133 257ZM137 254H135V255H137ZM143 254V253H142ZM83 256L82 257H84V259H86V262H87V258L84 256V254H82ZM102 255V254H101ZM252 254H250V256H251ZM127 256H128V254H127ZM138 256H140V255H137V257L135 258V259H140ZM249 255H248V257H250ZM28 257V256H27ZM26 256H25V258H27ZM41 257H43V256H41ZM81 257V256H80ZM170 257V256H169ZM177 257V256H176ZM181 257V256H180ZM25 258H22V261H21V259H19V260H17V261H9V262H11V264H22L21 262H24L25 264H27L26 263V261L27 260H24ZM129 258V257H128ZM28 259V258H27ZM111 259V258H110ZM132 259V258H131ZM131 259H129V260H124V264H126L127 263V261H130ZM134 259V260H135ZM142 259V258H141ZM140 259V260H141ZM169 259V258H168ZM180 259V258H179ZM251 259H253V258H250V260ZM1 260V259H0ZM43 260V259H42ZM90 260V259H89ZM18 261H19V263H18ZM32 261V262H33ZM39 261H41V259L39 260ZM137 261V260H136ZM170 261V260H169ZM7 262V261H6ZM13 262V263H12ZM15 262V263H14ZM27 262H29V261H27ZM84 262H85V260H84ZM126 262V263H125ZM131 262V261H130ZM38 264H39V262H37ZM36 263V264H37ZM52 263V262H51ZM264 263V262H263ZM53 264V263H52ZM56 264V263H55ZM88 264V263H87ZM89 264H90V262H89ZM120 264V263H119ZM134 264H135V262H134ZM152 264H154V263H152Z\"/></svg>",
	"mask_w": 264,
	"mask_h": 264
}]
</instances>
